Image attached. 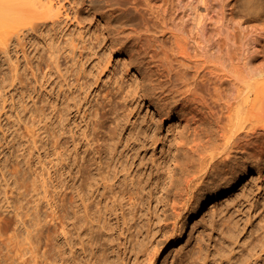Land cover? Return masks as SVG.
<instances>
[{
    "label": "rangeland",
    "instance_id": "rangeland-1",
    "mask_svg": "<svg viewBox=\"0 0 264 264\" xmlns=\"http://www.w3.org/2000/svg\"><path fill=\"white\" fill-rule=\"evenodd\" d=\"M215 1L219 11L226 6L227 13L243 24L231 32H237L243 38L239 45L250 50L254 65L264 68V0ZM18 4V13L0 16V32H12L9 51L0 54V172L4 170L10 177L11 186H15L8 167L20 155L24 167L29 159H33L34 167H37L41 159L49 168L52 181L61 177L64 170L65 184L79 187L83 180L81 172L78 173L79 167L89 164L92 175L98 177V166L102 163L105 168L110 164L111 174L115 168L120 170L115 191L123 188L136 192L139 178L144 188L134 207H130L128 195L123 199V216L118 208V216L116 210L106 214L114 226L113 234H103L93 249L84 239L86 251L80 253L76 246L78 239H71L69 243L78 251L68 264H89L91 260L94 264H147L146 251L141 252L142 247H139V242L143 241L159 250L154 264H182L185 262L183 253L179 255L174 245L185 243L188 249L195 250L197 244L205 240V252L209 247L213 254L216 240L225 228L222 221L230 216H233V222L239 223L238 242L243 243L250 236L253 240L259 226L264 225V133L259 127L256 135L246 136L244 132L250 128L251 111L258 114V106L252 108L251 98L248 101L229 100L235 88L241 90L237 85L242 81L232 73L221 71L224 103L233 106L230 110L233 123L229 124L224 118L222 124L238 134L243 133L242 137L216 139L218 122L200 121V115L195 117L193 108L196 105L187 99L193 77L205 78L206 98L213 106L216 80L219 79L215 74H205L211 70L209 62L196 64L194 58H183L178 53L176 31L169 17L161 11L166 0H18ZM117 16H122L123 21L116 20ZM209 23L213 24V21ZM50 49L54 57L50 55ZM14 65H18L19 71L16 79H13ZM255 93L259 99L264 97V76L256 79ZM63 108H66V120L62 124L58 113ZM228 111L227 108L223 110L224 117ZM46 122L58 132H64L61 140L69 146V166L57 165L58 159L53 156L52 131L46 132ZM25 125L39 128L38 133L45 137L40 143V153L30 154L32 138H28ZM114 128H118L117 136L112 139ZM211 136L212 146H234L230 155L232 162L216 155L200 180L198 176L193 177L191 184L194 187L190 191L180 188L178 184L184 165L181 154L190 145L186 143L193 138L207 142L204 140ZM110 146L116 153L111 152ZM98 150H101V156ZM52 158L55 159L53 163ZM6 159H9L8 166L4 164ZM239 163L250 171L229 195L220 199L218 211L211 213L214 203L209 201L205 209L194 214L196 209L192 210L190 205L207 191L216 166L224 165L228 169ZM39 166L42 169L43 166ZM69 167L73 168L72 178ZM0 176L1 181L2 173ZM204 178L206 184L201 187ZM52 181L48 182L52 185L49 186L51 190L55 179L54 183ZM86 191L92 194L93 189ZM66 192L77 194L78 191L69 188ZM103 192V186L94 191L95 198L90 202L92 209H97L99 199L107 202L101 196ZM59 194L56 195L58 204L61 203ZM173 194H194L195 198L187 200L185 196L183 200L187 205L184 207L181 200L175 211ZM5 195L0 196V213L3 211V217L9 215V219H3L0 214V264H23L24 261V264H32L27 232L21 222L22 225L15 223L18 219L15 213L16 206L23 202L25 209L30 208L28 214L32 213L36 208L34 197L26 195L21 199L22 203L18 200L20 195L14 200L9 198L14 205L10 203L12 207L8 208ZM27 199L30 203L25 202ZM9 209L15 210L14 213ZM41 209L42 217L51 212L45 200L41 202ZM24 210L23 216L27 211ZM163 212L165 221L162 220ZM28 214L25 216L31 217ZM124 214L128 223L124 222ZM25 216L29 226L31 218ZM182 224H185L183 234L177 241L178 236L174 234L181 233ZM19 228L22 234L18 233ZM56 228L53 221L47 224L46 233L49 229L52 240L48 241L45 233L39 250L41 254L48 250L51 256L56 255L57 264H62L56 254L57 248L51 252ZM24 234V241H27L20 243L21 239L17 237L23 239ZM93 235L99 237L97 232ZM111 235L117 238L116 244L112 243ZM167 238L176 239L175 244H167ZM63 241L64 237L58 236L56 244ZM66 253L72 255L67 246Z\"/></svg>",
    "mask_w": 264,
    "mask_h": 264
},
{
    "label": "bare ground",
    "instance_id": "bare-ground-1",
    "mask_svg": "<svg viewBox=\"0 0 264 264\" xmlns=\"http://www.w3.org/2000/svg\"><path fill=\"white\" fill-rule=\"evenodd\" d=\"M90 2L92 4H95L96 1ZM18 5V0H0V16L12 15V13L14 15L15 13H18V11H20L18 9ZM161 11L163 14H165L166 18L169 17L172 22V27L174 31H176L175 33L177 38L178 53L181 54L183 58H194V62L196 64L209 62L211 64L209 65L211 70L205 72V74H215L216 78L219 79L216 80V99L214 100L213 106L212 103L208 102V99L206 98L205 78L197 76L193 77L192 81L190 82V93L187 95V99H191V101H194L196 105L193 108L195 117L200 115V121L210 119L216 120L218 122V129L214 134L216 139L224 141L230 138L238 139L242 137L241 135L243 133L238 134L237 131H232L230 128H227V125L222 124L224 118L227 119L229 124L233 123V117L232 114H230V110L233 108V106L229 103H224V91L221 90V86L223 84L221 82V79L222 77H224V75L220 74L219 72L224 71L232 73V75L235 76L236 79L242 81V84L237 85L238 88L241 87V90L235 88L233 90V93L230 95L229 100L235 99L236 101H239L241 99H244L245 101H248V99L251 98L252 108L254 109L258 106V114L254 111H251V115L248 119L250 121V128L244 132V135H256L258 133L257 127L260 128V132L264 133V97L259 99V95L255 93V81L258 77L264 76V68H259L254 65L252 61V55H250V50L248 48L244 49L239 45V40H243V38L240 37L237 32H231V30H235L234 28L242 27L243 24H241L240 21H237L234 16H231L227 13L226 6H224L219 11V9H217V2L215 0H166V4L161 7ZM115 13L117 12L115 11ZM116 20L122 22V16H117ZM210 21H213V24L209 23ZM11 33L0 32V54H6L9 51L12 41V35H10ZM50 55L54 57L53 50L51 49ZM12 71L13 79H16L19 73L18 65H14L12 67ZM225 108L229 110L226 117H224L223 114V110ZM65 113L66 108L60 109L58 113L59 121L62 124L66 120ZM17 118L19 121H21L19 115L17 116ZM25 128L28 129V138H32V142L29 145L30 154L33 155L35 151H38L40 153V143L45 140V137L41 136L42 133H38L39 128H30V126L27 125H25ZM44 128H46L47 133L52 131L51 136L54 143L53 156H56L58 159L57 165H61L62 168L65 166H69L70 164L67 161V155L70 153L69 146L67 145V142H62L61 140L64 132H58L56 127H52V124H49L47 122L45 123ZM117 129L118 128H114V131H112V139L116 138ZM212 138L213 137L211 136L204 140L207 142H201L202 140L193 138L189 141V143H186L190 145L189 149L184 150L181 154V162L184 165L181 171L182 176L180 179V183L178 184L180 188H187V191H190L194 187L191 184L193 181V177L198 176L200 180L205 170L209 166H212V160L216 157V155H220L224 159V161H228V159L230 161V155L232 154V149H234V146L228 144L212 146ZM76 148L78 147H75V149ZM109 148L111 149L112 153H116L114 148H112L111 146ZM98 153H100L101 156V150H98ZM21 156L24 157L25 154H22ZM17 158L18 159L14 161V163H12L10 167H8V170L12 174L13 181L15 182V186H11L12 184L10 183V177H8L7 173L2 170V172H0L2 173V182L0 181V194H6V198L4 200H6L7 204L9 205L8 208L12 207L10 203L14 205L11 201L12 199L10 200L9 198H13L14 200V197L18 198L17 195H20V198L18 199L20 201L24 196V198H26V195L29 194L34 197L33 202L36 203V208L32 213L28 214V212H30V208L28 209V206L26 205L27 208L25 209L24 202L22 203V200L21 203L23 205H17L15 213V216L18 218L15 223L17 222L16 224L18 225V223L21 222L26 229V238H28L29 244L31 245L30 254H32L33 256L32 264L58 263L55 254H53L55 255V257L51 256L52 254H50L48 250L41 254V251L39 250V244L41 242L42 236L46 233L45 228L48 223L53 221L55 228L58 226V229L56 228L55 235L53 236L54 249H51V252H54L57 248L56 254H59V258L61 259L62 264H68L71 261V256L75 255L78 251L74 248V246H72V244L69 243L71 239H73L74 237L78 239L79 243H77L76 246L79 247L80 253H84L86 251L84 239L88 240V244L93 249L95 243L99 242L100 237L103 236V234H113L114 226H112V222L111 220H109L106 214H113L114 210H116L115 214L116 216H118V212L121 210L123 216V213H125L123 210V199H125L128 195V200L131 201L130 207H134L136 204H138V196L140 199V193L144 189L142 186V180L139 178L137 180L138 186L135 188L136 192H131L123 188H121V191H115V188L118 187L116 179L118 178L120 170L118 168H115L113 169L114 171L111 174V171L109 170L110 164H106V168L102 163L99 166L97 165L98 177L92 175L89 164L84 167H79L78 173L81 172L83 180L80 183L79 187H76L75 185L71 186L69 184H65V180L67 177L64 170L63 172L61 170V177L54 178V183V179L52 181V176L49 168L43 163V160L40 159L37 167H34L33 159H24L25 161L27 160L25 163L28 164L26 167H24V162L20 160V155H18ZM6 160L7 163L4 164L8 166L7 164L9 163V159ZM54 160L55 159L52 158L51 163H53ZM39 164L43 166L42 169L40 168ZM225 165L227 164L225 163ZM69 168L70 169L68 173L72 178L73 168ZM107 168L108 170H106ZM249 171L250 169L248 167L241 166L240 163L235 167H229L228 169H226L224 165L222 167L216 166L215 176L210 179L212 182L209 183L207 191H205L204 194H201L195 200L194 194H173L174 199L172 200V206L176 211L178 202L182 200L185 207L187 203L185 202V200H183V198L186 196L187 200H191L192 198L194 200V204L190 205V208H192V210L196 209V211H194V214L203 210V208L207 204H209V201L210 203H214V205L212 204V208L210 210L212 214H215L218 211L219 206L217 204L219 203L220 199L224 196L229 195L235 185L241 179L247 177ZM134 180L135 178L132 177V182H134ZM50 181L54 183L53 190H51L49 187L52 186L51 184L49 185ZM200 184L201 187L206 184L205 178L201 180ZM101 186L104 187V192L101 194V196L107 202L103 203L102 200L99 199L96 202L97 209L94 210L91 208V203L95 198L94 191L98 190ZM64 187H66L65 190ZM69 188H71L74 192L78 191L77 194H69L68 192H66ZM87 188L93 189L92 194L86 193ZM42 191L44 192V194H41ZM9 194L11 196H9ZM57 194L61 196L60 204H58L59 202L56 200ZM120 197H122V199H120ZM42 200H45L48 203V208L51 210V212H47L44 217H42L41 215ZM25 202H28V199ZM108 202L112 203V206H110ZM28 203H30V200ZM139 203H141V201ZM3 205L5 206L4 201ZM117 208L119 211L117 210ZM24 209H28L25 212V215L28 214L29 216H31L28 217L24 215L29 219L31 218V221H28V223H31L29 226H27L28 219H25L23 216ZM4 210L6 211V209ZM9 210L11 211V209ZM14 211L15 210H12L11 212L14 213ZM2 213L3 211L0 214ZM1 216L3 217V214ZM4 217L5 219H9V215H5ZM49 217L50 219H48ZM162 217V220H167L164 212L162 214ZM71 218L74 219L71 220ZM123 219L125 223H128L125 214ZM238 224V222H233V216L227 217L226 219H224V221H222L221 225L225 226V228L221 231L219 239L216 240L214 247L215 252L213 254L211 253L209 247L207 249L208 251L205 252V240H202V242H199L197 244V247H195L196 251L193 249H188L189 247H187L185 243L184 245H180L179 242L174 245V250L176 252L179 251V255H182L183 253L182 259H184L185 262L182 264H264V225L259 226L260 230H258V234L254 237L253 240H251L252 236H250L249 238H246L243 243H239L237 239L239 237V234L237 233V229L239 228ZM184 225L185 224L181 225L180 234H174L175 236H178L177 241H179L182 237ZM6 226L8 227L9 225ZM21 230L19 228V234H22ZM94 232L99 233V237H94ZM253 234H255V232ZM45 235L48 241L52 240L49 229ZM61 235L64 237L63 243L56 244L57 237ZM14 237H16V234L14 235ZM22 237L24 238L22 239L21 237H17V239H21L20 243L22 242V240L23 242H26L27 240L24 241L25 234ZM145 238H149V233ZM116 240L117 238L111 235V241L113 244H116ZM16 241H14V243ZM146 242L143 241L141 244L139 242V247H142L140 251H146L148 261L147 264H154L159 250L157 247H150L147 244L145 245ZM166 242L167 244H175L176 239L167 238ZM18 245L19 244H17L16 246ZM66 246L70 248L72 255L67 256ZM28 247L30 246L28 245ZM257 249H259V251H257ZM92 256H94L93 251ZM5 258L4 260H7ZM75 261L79 262L76 259ZM14 263L16 264V262ZM89 264H94V261L91 260Z\"/></svg>",
    "mask_w": 264,
    "mask_h": 264
}]
</instances>
